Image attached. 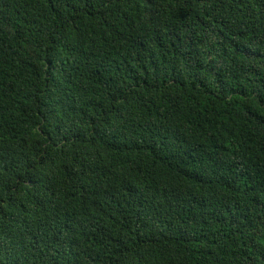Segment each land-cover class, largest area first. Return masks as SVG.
Instances as JSON below:
<instances>
[{
	"label": "trees",
	"instance_id": "16d2710c",
	"mask_svg": "<svg viewBox=\"0 0 264 264\" xmlns=\"http://www.w3.org/2000/svg\"><path fill=\"white\" fill-rule=\"evenodd\" d=\"M0 264H264V0H0Z\"/></svg>",
	"mask_w": 264,
	"mask_h": 264
}]
</instances>
